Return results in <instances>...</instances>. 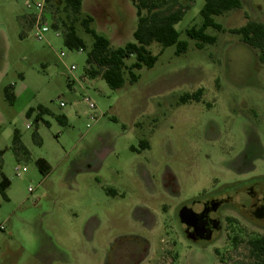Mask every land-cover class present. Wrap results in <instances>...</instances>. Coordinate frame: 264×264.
<instances>
[{"label": "rangeland", "instance_id": "rangeland-1", "mask_svg": "<svg viewBox=\"0 0 264 264\" xmlns=\"http://www.w3.org/2000/svg\"><path fill=\"white\" fill-rule=\"evenodd\" d=\"M27 1L0 0L1 171L10 180L8 199L0 192V264H249L247 241L264 230L238 210L226 212L239 223L223 221L227 231L213 241L187 238L178 214L211 194L244 199L254 180L264 184V61L230 31L264 23V0L214 16L223 29L208 27L217 40L202 48L186 30L202 25L205 0H169L185 9L175 27L187 51L153 42L155 65L134 70L132 82L136 57L126 58L117 89L87 73L94 37L81 20L93 16L91 27L122 47L135 41L131 0L83 1V51L54 29L38 40ZM65 6L48 3L47 21L66 19ZM199 89L200 101L182 102ZM39 105L49 113L36 125L26 112ZM16 130L28 155L15 149Z\"/></svg>", "mask_w": 264, "mask_h": 264}, {"label": "trees", "instance_id": "trees-1", "mask_svg": "<svg viewBox=\"0 0 264 264\" xmlns=\"http://www.w3.org/2000/svg\"><path fill=\"white\" fill-rule=\"evenodd\" d=\"M47 4L52 0H46ZM84 0H66L64 11L66 19L61 15L57 20H52V27L61 29L64 34V42L70 49H86V43L79 36L76 27L77 16H79ZM137 8L138 24L134 31L135 41L128 42L122 47L114 48L109 38L100 35L91 27L94 17L88 15L81 20V24L87 33L94 37V43L89 52L86 71L91 77L101 76L107 84L117 89L124 85V72L126 68L125 59L134 55L136 61L129 67L131 81L138 80V75L134 70L143 67L151 68L158 60L157 55H153L148 49L153 42H158L162 47H168L176 44V54L187 51L188 42L180 40V33L176 29L184 14L183 7L174 8L175 5L166 7L170 4L169 0H131ZM241 0H205L204 6L200 13L203 19L200 27H190L186 30L188 37L197 40V48H202L206 43L216 42V36L206 33L208 27H214L222 30L223 26L214 20V16L224 14L230 10L239 8ZM59 11V6H57ZM71 13V14H70ZM71 15L74 18L70 19ZM233 33L240 34L243 41L252 45L259 51L260 59L264 61V23L259 21H248L245 25L232 28ZM7 98L13 102L15 95L11 88H6ZM203 95V89H199L193 94H185L182 96V102L186 103L192 99L200 101ZM49 113V109L43 105L30 107L26 112V116L31 118L34 114V123H38L43 119L45 114ZM60 122L67 124V116L61 115L57 117ZM47 125H50L48 122ZM35 137H38L35 132ZM14 146L19 154L28 155V150L21 142V135L18 130L14 136ZM2 152H0V192L5 199H8L6 190L10 185V180L2 173ZM37 165L43 174L50 172V166L45 159H38ZM238 238H236L237 240ZM248 248L252 261L249 264H264V235L252 236L248 239Z\"/></svg>", "mask_w": 264, "mask_h": 264}, {"label": "flooded vegetation", "instance_id": "flooded-vegetation-1", "mask_svg": "<svg viewBox=\"0 0 264 264\" xmlns=\"http://www.w3.org/2000/svg\"><path fill=\"white\" fill-rule=\"evenodd\" d=\"M243 194H245L244 199L211 194L205 199L195 200L192 205L183 206L178 215L187 238L196 242L202 239L208 241L218 239L227 231L223 221L239 223L235 216L226 212L229 208H234L246 216L258 231L264 230V184L256 179ZM226 205L231 207L222 209ZM263 235L264 233L261 232L254 234V236Z\"/></svg>", "mask_w": 264, "mask_h": 264}, {"label": "built area", "instance_id": "built-area-1", "mask_svg": "<svg viewBox=\"0 0 264 264\" xmlns=\"http://www.w3.org/2000/svg\"><path fill=\"white\" fill-rule=\"evenodd\" d=\"M46 5H47V1L43 0V1H38L36 3H33L31 1H27L26 2V6L29 9H33L34 11L31 13V19H32V25L35 28V37L38 40H43L45 39V34L50 31V29H54L56 32L57 36H64L63 31L61 29H55L52 27V22H48L47 18H46ZM79 51H83V48L78 49ZM62 56H65V52L61 53ZM73 70L76 69L75 65H72L71 67ZM90 107L92 109L95 108V104L93 102H90ZM61 105L63 106L64 103L62 102ZM96 118V114L92 115V119ZM19 175V172H18Z\"/></svg>", "mask_w": 264, "mask_h": 264}]
</instances>
